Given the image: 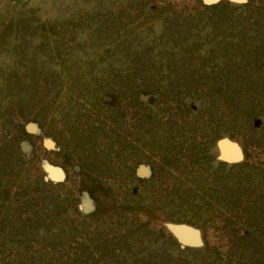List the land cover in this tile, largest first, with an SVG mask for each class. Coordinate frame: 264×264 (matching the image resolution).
<instances>
[{"label":"rangeland","instance_id":"374dc122","mask_svg":"<svg viewBox=\"0 0 264 264\" xmlns=\"http://www.w3.org/2000/svg\"><path fill=\"white\" fill-rule=\"evenodd\" d=\"M0 264H264V0H0Z\"/></svg>","mask_w":264,"mask_h":264},{"label":"water","instance_id":"95a60500","mask_svg":"<svg viewBox=\"0 0 264 264\" xmlns=\"http://www.w3.org/2000/svg\"><path fill=\"white\" fill-rule=\"evenodd\" d=\"M205 1H213V0H205ZM219 147L221 149V153L225 158H233L234 153L233 151L227 146L226 143H220ZM173 233L176 236V238L185 244H195L197 243V235L196 233L185 226H176L173 228Z\"/></svg>","mask_w":264,"mask_h":264}]
</instances>
